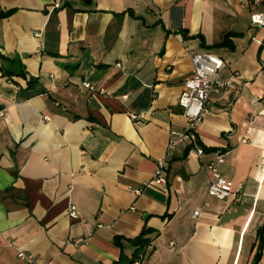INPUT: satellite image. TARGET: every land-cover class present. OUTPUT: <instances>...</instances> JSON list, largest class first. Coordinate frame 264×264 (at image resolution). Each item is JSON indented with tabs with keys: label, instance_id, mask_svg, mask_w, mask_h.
Segmentation results:
<instances>
[{
	"label": "crops",
	"instance_id": "0c3cea01",
	"mask_svg": "<svg viewBox=\"0 0 264 264\" xmlns=\"http://www.w3.org/2000/svg\"><path fill=\"white\" fill-rule=\"evenodd\" d=\"M9 10L0 264H29L19 252L32 264H112L132 256L129 240L144 227L152 243L142 264H249L264 224V27L251 23L264 0H0ZM205 51L223 60L230 86L197 128L205 154L168 152L186 126L178 98L191 53ZM14 58L25 78L5 76ZM142 113L141 123L130 117ZM215 153L226 200L207 195ZM161 159L166 190L150 184Z\"/></svg>",
	"mask_w": 264,
	"mask_h": 264
},
{
	"label": "built area",
	"instance_id": "2783aa9c",
	"mask_svg": "<svg viewBox=\"0 0 264 264\" xmlns=\"http://www.w3.org/2000/svg\"><path fill=\"white\" fill-rule=\"evenodd\" d=\"M254 5H259L260 0H252ZM252 25L262 28L264 27V11H254L251 14ZM192 73L184 81L183 90L178 98V106L182 110V116L186 120L184 130L173 132L171 141L168 145V152L173 151L177 147L183 148L188 153H194L197 157L205 154L204 148L201 146L197 135V128L201 124L204 116L209 113V103L213 98L218 97L225 90L229 83L220 81V72L224 67L223 60L211 52H196L191 53ZM85 87L92 90L93 87L86 83ZM1 115V112H0ZM132 120L141 123L144 120V114L130 115ZM224 162L222 153H215L214 161L207 167L212 177L207 189V195L218 200H226L232 196L231 186L226 179L219 173L218 166ZM166 161L158 160L156 168L153 172L150 184L159 186L166 190ZM128 189L135 195H141V188ZM201 212V208H196L193 212V218L196 219ZM68 216L71 219H77L78 214L76 207L71 205L68 209ZM69 243V242H67ZM76 241L74 244H79ZM173 245V243H171ZM18 258L32 264V257L24 252L18 253ZM135 264H142L141 261H136Z\"/></svg>",
	"mask_w": 264,
	"mask_h": 264
},
{
	"label": "trees",
	"instance_id": "16d2710c",
	"mask_svg": "<svg viewBox=\"0 0 264 264\" xmlns=\"http://www.w3.org/2000/svg\"><path fill=\"white\" fill-rule=\"evenodd\" d=\"M12 13L11 10L9 11H0V18H6ZM227 34L225 36V39L223 41V45L227 44L228 39ZM5 67H4V74L5 76L11 77V76H17V77H26L25 75V66L22 64L20 59H12L8 60L5 59ZM34 82V80L31 78L29 81V86ZM204 151H206L204 149ZM187 152V151H186ZM152 233V230L149 228L144 227L139 235L135 239L129 240L132 246L135 247V250L131 257H126L122 255L120 259L117 262H114L112 264H133L134 261L139 260L141 257H144L146 254V249L151 245L152 239L150 238V235ZM116 243H120V239H116ZM264 247V224L263 226L258 230L257 232V242L256 247L254 248V253L252 255L251 262L249 264H257L260 258L261 251Z\"/></svg>",
	"mask_w": 264,
	"mask_h": 264
}]
</instances>
